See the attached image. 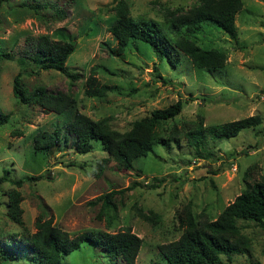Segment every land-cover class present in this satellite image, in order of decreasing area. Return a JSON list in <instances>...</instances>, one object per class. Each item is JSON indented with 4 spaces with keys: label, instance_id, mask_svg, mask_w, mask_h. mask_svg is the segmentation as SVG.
<instances>
[{
    "label": "rangeland",
    "instance_id": "374dc122",
    "mask_svg": "<svg viewBox=\"0 0 264 264\" xmlns=\"http://www.w3.org/2000/svg\"><path fill=\"white\" fill-rule=\"evenodd\" d=\"M211 1L4 0L0 53L10 58L0 56V112L9 116L0 126V178H7L0 182V264H35L29 261L21 236L35 232L39 215L52 217L53 226L70 237L130 228L141 240L136 264H167L157 247L181 236V220L188 215L195 222L216 220L247 184L264 177V0H240L234 39L211 22L194 31L184 26L186 18ZM24 4H49L66 16L58 19L50 9L35 13ZM119 12L132 20L155 22L172 42L186 37L203 50L223 53V67L198 69L177 51L179 62L173 67L141 41H130L122 57L111 56L116 42L108 29ZM40 36L74 44L65 66L75 81L40 70L25 58L31 42ZM171 55L176 57L175 52ZM91 69L98 82L111 89L101 97L84 94ZM18 74L26 90L43 87L71 93L75 99L71 112L57 116L18 103L12 96ZM177 100L183 102L181 112L171 120L150 124L158 143L147 156L134 159L129 170L110 159L101 164L108 152L100 142H92L86 154L76 153L74 140L65 131L57 147L46 153L33 151L36 132L65 130L75 111L102 122L109 133L124 135L152 111ZM252 116L260 117L262 124L234 138L219 140L208 132ZM199 132H203V147L197 152L187 135L193 133L196 141ZM24 178L37 180L24 181L16 189L22 199L17 224L7 217V193ZM132 184L130 191L112 198L115 209H105L101 202L91 204ZM238 226L247 251L220 256L219 264H264V229L251 222L238 221ZM61 264H109V259L99 247L83 242ZM113 264L123 263L116 259Z\"/></svg>",
    "mask_w": 264,
    "mask_h": 264
},
{
    "label": "trees",
    "instance_id": "16d2710c",
    "mask_svg": "<svg viewBox=\"0 0 264 264\" xmlns=\"http://www.w3.org/2000/svg\"><path fill=\"white\" fill-rule=\"evenodd\" d=\"M4 0H0V10ZM38 13L39 10L50 9L58 19H64L66 14L49 4L21 5ZM241 9L240 0H213L205 4L199 10L194 11L190 18H186L184 26L189 31L200 29L205 22H211L217 26L230 39L236 36L234 17ZM175 27V25H174ZM171 31L174 32V29ZM116 48L111 49L109 54L113 57H122L127 44L130 41H141L150 47L173 67L179 62L178 53H182L198 69H219L223 67L225 56L215 50H203L197 47L190 39L179 37L172 42L162 28L155 22L143 19L132 20L125 12H119L115 21L108 29ZM31 52L25 54L34 66L40 70H52L65 75L70 80H76L65 66L69 55L74 51V44L62 41H51L47 37H38L31 42ZM178 53H177V52ZM171 52L176 53L172 57ZM1 57L10 58L7 53H0ZM19 61H23L20 59ZM264 70V68H263ZM91 69L85 80L84 94L88 97H101L111 89L101 85ZM20 74L14 77L12 82V96L22 105H34L44 112L53 113L57 116L67 115L75 105V99L71 93H63L38 87L34 90L22 88L19 82ZM183 102L175 103L151 112L150 117L134 124L132 130L124 135L109 133L102 127V122H92L85 115L75 111L71 113L65 130L59 127L52 131L36 132L32 136L34 153L48 152L57 147L62 140L63 131L74 140L75 151L78 154H86L91 150L92 142H100L108 152V158L101 161L105 164L108 159L114 161L119 167L129 170L132 161L139 157H145L152 151V147L158 143L153 134L151 125L164 122L176 117L182 109ZM9 116L0 112V126L8 122ZM151 124V125H150ZM262 124L258 116L229 122L220 126L208 128V132L219 140H227L236 137L244 129L255 128ZM189 143L200 152L203 147V132L196 135H187ZM199 144V145H198ZM200 147V148H199ZM199 156V154H198ZM102 167L95 171L98 177ZM7 172H4V175ZM35 178H24L14 182L16 187L7 193V217L12 222L20 224L21 209L19 204L21 196L16 191L24 181H35ZM7 181L5 176L0 182ZM159 185L160 180L154 179ZM135 184L123 190L111 191L96 198L91 204L101 202L105 209H115L112 198L121 195L134 188ZM154 187V186H152ZM144 219H148L144 217ZM264 177L252 184H247L244 190L230 203L218 218L214 221L195 222L193 217L187 216L181 220L184 228L181 236L173 242L162 244L157 247L161 260L167 264H219L220 256L244 254L247 251L246 238L241 236L238 221L251 222L264 229ZM35 232L21 236L30 262L35 264H61L62 261L73 251L80 248L83 242H89L102 249L109 259L120 260L123 264H136V257L141 247V240L125 228L109 234L104 232L87 231L70 237L66 232L53 226V218L44 219L39 215L34 222Z\"/></svg>",
    "mask_w": 264,
    "mask_h": 264
}]
</instances>
